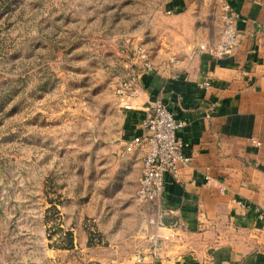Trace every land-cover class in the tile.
Listing matches in <instances>:
<instances>
[{
    "label": "rangeland",
    "instance_id": "rangeland-1",
    "mask_svg": "<svg viewBox=\"0 0 264 264\" xmlns=\"http://www.w3.org/2000/svg\"><path fill=\"white\" fill-rule=\"evenodd\" d=\"M175 1L0 0V264H80V222L93 244L95 209L122 208L117 79L163 62Z\"/></svg>",
    "mask_w": 264,
    "mask_h": 264
},
{
    "label": "crops",
    "instance_id": "crops-1",
    "mask_svg": "<svg viewBox=\"0 0 264 264\" xmlns=\"http://www.w3.org/2000/svg\"><path fill=\"white\" fill-rule=\"evenodd\" d=\"M230 1L240 34L231 55L216 59L199 48L219 39L206 25L220 0H176L172 49H162L163 62L154 58V71L132 68L141 92L127 110L128 130L139 134L148 101H163L185 121L179 135L190 164L179 181L166 175L160 199L143 203L136 197L143 151L123 152L122 208L95 209L96 243L80 222V264H264V0ZM172 55L176 63L167 61Z\"/></svg>",
    "mask_w": 264,
    "mask_h": 264
},
{
    "label": "built area",
    "instance_id": "built-area-1",
    "mask_svg": "<svg viewBox=\"0 0 264 264\" xmlns=\"http://www.w3.org/2000/svg\"><path fill=\"white\" fill-rule=\"evenodd\" d=\"M170 13V12H169ZM239 12L230 0H222L220 10V34L215 44H201L200 50L208 52L216 59H222L233 53L239 44V30L237 22ZM141 66L147 71H154L153 63L142 49ZM116 95L125 110H132V101L141 92L138 77L133 70L127 76L117 79ZM211 85L209 80L202 83L204 88ZM217 104L212 103L208 107V116L216 114ZM141 132L132 137L126 143L128 151L140 149L143 151L141 176L136 191V197L140 201L154 202L160 199L165 191V177L171 175L180 180V170L190 164V157L186 153L187 143L179 135L185 121L177 119L161 100L148 101L145 116L141 122ZM256 145L260 141L252 139ZM223 191V189H220ZM264 217V208L258 214ZM150 220V223H153ZM141 261V258H139Z\"/></svg>",
    "mask_w": 264,
    "mask_h": 264
}]
</instances>
